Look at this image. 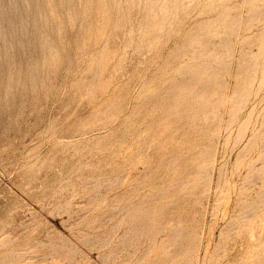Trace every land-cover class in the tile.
Masks as SVG:
<instances>
[{
  "label": "rangeland",
  "instance_id": "1",
  "mask_svg": "<svg viewBox=\"0 0 264 264\" xmlns=\"http://www.w3.org/2000/svg\"><path fill=\"white\" fill-rule=\"evenodd\" d=\"M2 6L0 258L264 264V0Z\"/></svg>",
  "mask_w": 264,
  "mask_h": 264
},
{
  "label": "bare ground",
  "instance_id": "2",
  "mask_svg": "<svg viewBox=\"0 0 264 264\" xmlns=\"http://www.w3.org/2000/svg\"><path fill=\"white\" fill-rule=\"evenodd\" d=\"M3 1L4 0H0V20L5 19V17H6L5 11H4L3 6H2ZM9 1L13 2V0H9ZM132 1H134V0H130V2H132ZM139 1H143V3L145 4V8L149 9V12L147 14V18H150V17L154 16L156 7L160 8L164 14H167L169 9H170V4L174 0H139ZM36 2L38 3V0H36ZM116 2H118V0H44V4H45L46 8L48 9L49 16L53 20H57L58 14L56 13V10H58V9H67L66 12L68 11L67 16L69 18H73L74 20H75V18H78V19L80 18L84 22V24L81 26V30L83 31V34H85L90 29V27L92 25L91 18H94V15L96 12H97V15L99 17L104 18L105 20H108L110 18L113 19L112 14H102V11H105L106 7H108V6L111 7V5H113L114 3L116 4ZM139 6H141V5H139ZM117 7H118V5H115L112 8V10L114 8H117ZM141 7H143V6H141ZM199 15H202V13L201 12L198 13V15L196 16L195 19H197ZM72 16H75V18ZM210 19H212L211 16H207L206 18H202V20H205V21L210 20ZM45 48H46V46H45ZM56 49H57V47H54V46L51 49H49L50 54H53ZM13 255H14V257H12ZM17 255H18V252H17ZM15 256H16V254H14V253L6 254L4 257L0 258V264H15V263H17V262L11 261V257L15 258ZM18 259L19 258H17V260ZM19 261H20V259H19ZM23 262H21V263L18 262V263L22 264ZM26 264H28V263L26 262Z\"/></svg>",
  "mask_w": 264,
  "mask_h": 264
}]
</instances>
